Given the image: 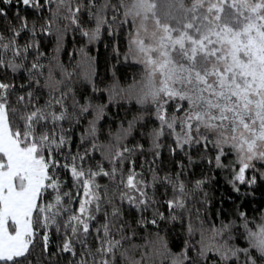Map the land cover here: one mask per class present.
Wrapping results in <instances>:
<instances>
[{
  "label": "snow or ice",
  "instance_id": "obj_1",
  "mask_svg": "<svg viewBox=\"0 0 264 264\" xmlns=\"http://www.w3.org/2000/svg\"><path fill=\"white\" fill-rule=\"evenodd\" d=\"M0 264H264V0H0Z\"/></svg>",
  "mask_w": 264,
  "mask_h": 264
},
{
  "label": "trees",
  "instance_id": "obj_2",
  "mask_svg": "<svg viewBox=\"0 0 264 264\" xmlns=\"http://www.w3.org/2000/svg\"><path fill=\"white\" fill-rule=\"evenodd\" d=\"M132 71H135V69L129 70V74H130Z\"/></svg>",
  "mask_w": 264,
  "mask_h": 264
}]
</instances>
